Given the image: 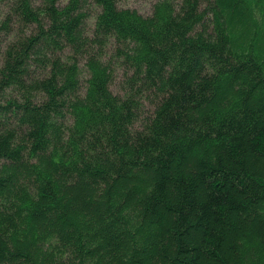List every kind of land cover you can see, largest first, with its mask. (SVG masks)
<instances>
[{
  "label": "trees",
  "instance_id": "obj_1",
  "mask_svg": "<svg viewBox=\"0 0 264 264\" xmlns=\"http://www.w3.org/2000/svg\"><path fill=\"white\" fill-rule=\"evenodd\" d=\"M0 264H264V0H0Z\"/></svg>",
  "mask_w": 264,
  "mask_h": 264
},
{
  "label": "rangeland",
  "instance_id": "obj_2",
  "mask_svg": "<svg viewBox=\"0 0 264 264\" xmlns=\"http://www.w3.org/2000/svg\"><path fill=\"white\" fill-rule=\"evenodd\" d=\"M153 1L154 0H119L122 5L133 7L143 14L150 11Z\"/></svg>",
  "mask_w": 264,
  "mask_h": 264
}]
</instances>
